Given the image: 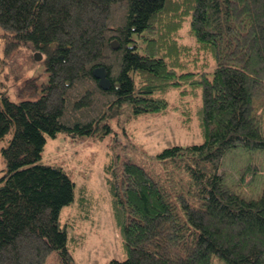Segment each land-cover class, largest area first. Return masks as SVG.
Here are the masks:
<instances>
[{
	"label": "trees",
	"instance_id": "trees-1",
	"mask_svg": "<svg viewBox=\"0 0 264 264\" xmlns=\"http://www.w3.org/2000/svg\"><path fill=\"white\" fill-rule=\"evenodd\" d=\"M0 42V71L35 65L29 98L0 91V264L53 253L75 264L59 225L73 183L42 163L45 135L103 138L124 104L165 113L171 90L203 139L151 154L181 170L173 179L130 159L107 166L128 256L102 264H264V0H0ZM238 147L260 152L258 163L224 165Z\"/></svg>",
	"mask_w": 264,
	"mask_h": 264
},
{
	"label": "rangeland",
	"instance_id": "rangeland-1",
	"mask_svg": "<svg viewBox=\"0 0 264 264\" xmlns=\"http://www.w3.org/2000/svg\"><path fill=\"white\" fill-rule=\"evenodd\" d=\"M2 52L0 42V54ZM21 61L17 59V63ZM17 63L15 68L7 61L0 71V91H5L12 101L30 97L24 83L26 76L33 74L35 66ZM42 69V65L37 66V73L41 72L36 79L37 84L46 78V72ZM37 95L38 93L32 97ZM167 99L169 105L165 113L146 112L134 115L124 104L117 115L107 118L111 131L103 138L71 137L63 131H58L55 136L45 135L42 163L61 167L73 183L74 198L70 204L60 209L59 225L67 229L66 246L75 264L122 261L128 256L120 225L111 207L107 166L118 169L123 160L130 159L141 164L151 174L157 175L161 181L173 179L178 177L181 170L171 166V161H156L151 154L164 147L187 146L202 141L196 120L189 126L181 123V99L177 92L169 91ZM262 123L264 124V114ZM260 154L258 151L233 148L226 154L223 164L237 172L243 164L258 163L257 155ZM4 168L5 161L0 153V175ZM247 190L253 193L254 188L249 186ZM45 264H61L59 255L51 254Z\"/></svg>",
	"mask_w": 264,
	"mask_h": 264
},
{
	"label": "water",
	"instance_id": "water-1",
	"mask_svg": "<svg viewBox=\"0 0 264 264\" xmlns=\"http://www.w3.org/2000/svg\"><path fill=\"white\" fill-rule=\"evenodd\" d=\"M115 44H117V42H114L112 45H115ZM41 57H42V55H41L40 51L34 52L33 59L35 61H40ZM93 75L98 79V83L102 88H104V89L108 88L109 80L106 77V72H105L104 68H102V67L95 68L93 70Z\"/></svg>",
	"mask_w": 264,
	"mask_h": 264
}]
</instances>
